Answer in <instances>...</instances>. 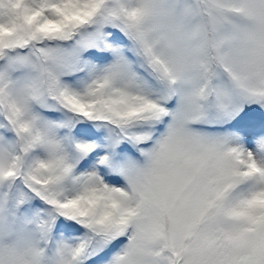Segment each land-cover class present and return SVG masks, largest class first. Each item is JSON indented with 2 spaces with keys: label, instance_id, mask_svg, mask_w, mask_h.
<instances>
[{
  "label": "snow or ice",
  "instance_id": "snow-or-ice-1",
  "mask_svg": "<svg viewBox=\"0 0 264 264\" xmlns=\"http://www.w3.org/2000/svg\"><path fill=\"white\" fill-rule=\"evenodd\" d=\"M0 264H264V0H0Z\"/></svg>",
  "mask_w": 264,
  "mask_h": 264
}]
</instances>
